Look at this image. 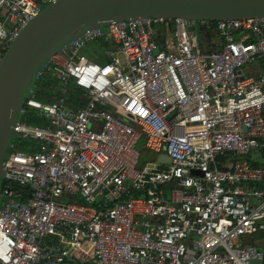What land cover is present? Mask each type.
<instances>
[{
  "label": "built area",
  "instance_id": "obj_1",
  "mask_svg": "<svg viewBox=\"0 0 264 264\" xmlns=\"http://www.w3.org/2000/svg\"><path fill=\"white\" fill-rule=\"evenodd\" d=\"M55 1L0 0V64ZM60 52L35 70L3 162L0 264L262 262L264 18L123 20Z\"/></svg>",
  "mask_w": 264,
  "mask_h": 264
},
{
  "label": "water",
  "instance_id": "obj_2",
  "mask_svg": "<svg viewBox=\"0 0 264 264\" xmlns=\"http://www.w3.org/2000/svg\"><path fill=\"white\" fill-rule=\"evenodd\" d=\"M137 18L206 22L264 18V0H56L45 6L11 42L0 64V187L13 127L35 70L86 30ZM157 161L170 164L164 155Z\"/></svg>",
  "mask_w": 264,
  "mask_h": 264
},
{
  "label": "trees",
  "instance_id": "obj_3",
  "mask_svg": "<svg viewBox=\"0 0 264 264\" xmlns=\"http://www.w3.org/2000/svg\"><path fill=\"white\" fill-rule=\"evenodd\" d=\"M204 32H206L208 35L211 33L209 30L204 31ZM87 51L90 52V53H87L88 56L90 58H92L93 55H92L91 52H94V51L93 50H87ZM100 58L101 57H99L98 61H101ZM55 84H56V80L53 79V78L46 77V78L42 79L41 82H40V88L36 91L37 97L39 99H41L42 101H48L49 94L47 93L46 88L49 87V86H54ZM71 93L72 94L69 95V97H68V101L75 102L76 101V97H77V95L79 93V90L75 86L72 85L71 86ZM50 94H53V92H51ZM34 122H37L38 124H44L45 123V122H43V120H37V121H34ZM25 144H26L25 142H20L19 143V149L25 150V147H26Z\"/></svg>",
  "mask_w": 264,
  "mask_h": 264
},
{
  "label": "rangeland",
  "instance_id": "obj_4",
  "mask_svg": "<svg viewBox=\"0 0 264 264\" xmlns=\"http://www.w3.org/2000/svg\"><path fill=\"white\" fill-rule=\"evenodd\" d=\"M194 37L198 40V42L200 43V44H204V45H206L207 47L209 46V44L211 43H213V42H217L218 41V36L217 35H215L214 33H211V34H209V35H207V33L206 32H203V31H200V30H196L195 32H194ZM213 46V45H212ZM96 47V46H95ZM97 48H98V46H97ZM84 54L86 55V56H88V54L87 53H85L84 52ZM89 57V56H88ZM57 88V87H56ZM68 95H71L70 93L68 94ZM29 123H32V124H37V125H39L37 122H34V121H28ZM44 122V121H43ZM42 122V123H43ZM45 124V123H44ZM44 124H40V125H44ZM143 142H144V140L143 139H141L139 142H138V144H136V146H135V148L138 150V151H142L143 150ZM229 160H232V158H229ZM254 243L255 244H259V247H260V250H262V252L264 253V236L263 237H261V236H257V237H255L254 238ZM263 260H264V258H263ZM264 262V261H263ZM262 262V263H263ZM264 264V263H263Z\"/></svg>",
  "mask_w": 264,
  "mask_h": 264
},
{
  "label": "crops",
  "instance_id": "obj_5",
  "mask_svg": "<svg viewBox=\"0 0 264 264\" xmlns=\"http://www.w3.org/2000/svg\"><path fill=\"white\" fill-rule=\"evenodd\" d=\"M211 45H213L214 47H215V42H213ZM96 46V47H95ZM97 46H98V48H97ZM101 46H103V43H94V44H92V45H90V47L89 48H86L85 49V53H90V52H88L87 50H93L94 52H91L92 53V55H93V57H92V59H95V60H97L98 61V59H99V57L100 56H98V49H100L101 48ZM204 46V45H203ZM101 59V58H100ZM78 89V88H77ZM79 90V89H78ZM70 94H72L71 92H70ZM79 96H81V91L79 90V93H78V95H77V97H76V101L75 102H72V101H69V103L70 104H72L73 106H77V107H80V106H82L83 104H84V101L83 100H79ZM69 97V96H68ZM68 97H67V100H68ZM264 235H262L261 237H263ZM254 240V239H253ZM253 240H251L252 241V243H254V241ZM255 244V243H254ZM255 246L260 250V247H259V244H255ZM262 251V250H261ZM264 254V253H263ZM264 261V260H263ZM262 261V262H263ZM264 263V262H263ZM262 263V264H263Z\"/></svg>",
  "mask_w": 264,
  "mask_h": 264
}]
</instances>
